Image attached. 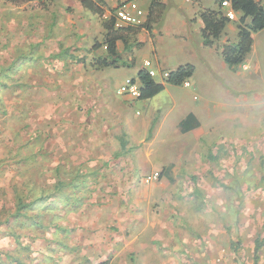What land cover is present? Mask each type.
Segmentation results:
<instances>
[{"label": "rangeland", "instance_id": "374dc122", "mask_svg": "<svg viewBox=\"0 0 264 264\" xmlns=\"http://www.w3.org/2000/svg\"><path fill=\"white\" fill-rule=\"evenodd\" d=\"M39 10L43 9L0 0V229L5 228L0 236L14 231L21 243V252L7 255V262L46 264L50 257L54 263L61 261L57 252L63 238L57 231L49 237L55 229L52 218L60 227L67 223L72 229L91 227L95 222L88 215L108 208L118 213L117 220L109 218V225L113 228L121 222L118 230L128 240L134 237L128 222L132 214H159L136 241L137 246L143 239L146 246H138L133 253L122 252L117 264H255L256 241L263 244L257 252L258 264H264V55L261 75L232 73L221 61L222 69H215L208 82H199L195 93L200 100H208L201 112L200 136L172 133L174 121L186 111L177 107L168 112L171 120L162 125L156 155L151 157V165H159L154 170L159 177L144 183L142 177L154 172L144 167L145 157L118 152L117 137L125 133L124 125L95 122L89 101L84 105L70 102L78 107L70 108L66 123H45L44 80L54 90L55 105L57 90L67 82H63L62 77H67L61 68L69 66L61 60H42L45 55L40 52L46 45L40 39L45 38L46 28L30 29L32 20L44 21L45 12L35 15ZM19 22L21 28H14ZM132 68L121 66L107 72L102 85L112 99H122L116 89L124 78L135 74ZM46 69H53V75L45 77ZM75 81L77 77H71L65 90L76 86ZM175 92L180 96L183 91L176 88ZM162 95V114H166L170 94L164 91ZM60 181L63 186L56 190L53 186ZM39 194L50 197L45 201L48 205L55 201L53 208L43 210L42 204L25 208L26 216L20 214L16 222L12 213L17 199H34ZM30 215L44 224L42 229L28 225ZM120 215L127 221L120 220ZM155 223L164 226L163 232ZM9 225L10 231L6 229ZM150 245L159 250L155 254L159 261Z\"/></svg>", "mask_w": 264, "mask_h": 264}, {"label": "crops", "instance_id": "0c3cea01", "mask_svg": "<svg viewBox=\"0 0 264 264\" xmlns=\"http://www.w3.org/2000/svg\"><path fill=\"white\" fill-rule=\"evenodd\" d=\"M103 1L107 7L103 18H106L111 15L110 10L117 7L119 0ZM135 1L144 12L142 24H140L144 25L153 0ZM159 1L165 5V11L158 21L152 22L150 29H146L144 26L137 28L127 34L126 40L116 42L119 67L132 66L135 69V74L124 78L122 83L129 78L138 82L137 73L139 70L147 68H151L157 73V76L154 77L155 79L160 77L157 80L163 79V72L174 70L186 63L194 66V72L188 79V86L184 84H166L161 92L149 99H139L119 94L117 89L122 83L116 89V94L122 95L121 100H114L107 93L102 85L108 77L107 72L111 68L119 67L97 66L94 64L98 57L106 55L104 45L106 30L102 24L103 18L84 9L79 0H51L45 8L46 10H39L35 13V15H38L45 12L44 21L42 18H39L38 21L32 20L30 26V29L34 32L43 31V27L46 28L43 35L45 38L40 39L46 45L44 52H40L45 55L42 60L54 59L67 62L69 68H61V74L67 77H62L63 82L67 80L64 84H68L71 77H77L76 86H71L70 90H65L64 84L61 90H57L60 94L56 97L58 103L55 105L54 90H49L48 79L44 80L47 89L45 96L48 100L45 103V123H58L60 121L66 123L71 117L70 108L75 109L78 107L77 105H84V101H89L87 107L94 109L91 110L94 112L93 119L95 122L109 123L114 121L116 123L121 122L124 125L125 133L117 137V140H119L118 152L129 151L128 154L130 155L145 157L144 167L147 171L159 169V165H151V157L156 155L154 150L162 125L168 118L171 120V114L168 113L170 110L173 111L174 108L179 107L186 111L181 114L178 120L174 121L172 133L183 137L188 134L200 136V133H202L203 119L201 112L206 110L208 100H200L195 91L199 87V82H208V79L214 75L215 69H222L221 61H224L221 54L222 46L227 42L237 40V25L242 16L241 12H235V18L230 19L225 24L214 44L204 46L200 33L202 27V21L199 17L200 11L207 9L224 13L226 8H222L217 0ZM130 26L136 27L139 25ZM14 28H21V23L16 24ZM261 31H264V28L253 34L251 48L242 62L232 66L227 64L232 73L236 71L251 75V72H254L261 75V59L264 55V35H261ZM95 43H98L99 46L94 49ZM139 56L142 59L140 64L137 65ZM145 61H149V67L144 65ZM247 71L250 72L247 73ZM52 72L53 69H46L45 77L53 75ZM27 83L29 84V80H27ZM30 84H33V82H30ZM20 86L22 87V85ZM169 86L173 88H169ZM176 88L180 90L182 88L183 92L180 96L175 92ZM186 88L193 89L189 91ZM49 91L52 93L49 94ZM164 91L170 94V106L166 114H162L165 107L162 95ZM75 93L77 95H74ZM80 100L82 101L79 102ZM72 101H77V105L71 104ZM136 105H139L141 109H137ZM93 146L100 147V145ZM101 148L103 147L99 149ZM180 148H182V145H177V149ZM166 167L160 171H165ZM108 215L110 216L107 217ZM155 215L132 214L128 222L134 228L132 232L134 237L129 240L120 232L122 229L118 230V225H121V222H118L113 228L109 225L111 224L109 218L117 220L118 213L108 208L95 213V215H88L89 220L93 219L95 222L91 227H85L84 225V227L72 229L70 228L71 224L67 223L68 226L60 229V231L53 229L51 233L49 232V237L53 238L55 231H57L63 238V243L59 246L61 247L60 251L57 252L62 256V260L58 261L57 259V263H54L53 257H50L47 259L49 262H46V264H100L107 260L109 264H117V257L122 252L130 251L133 253L138 246L140 249L146 246L143 239V242L137 246L136 241L140 233L144 232L147 227L152 226L154 224L153 220H157L159 214L155 213ZM121 218L127 221L124 216L120 215L119 219L121 220ZM155 225L163 232V225H160V223H155ZM167 229L165 228V231ZM0 230L3 231L5 228ZM152 239L155 238L152 237ZM24 248L25 251L28 250L27 247ZM149 249L153 252L156 261H159V256L155 255L159 250L153 245H150ZM17 252H21V250H19L18 243L11 235L0 236V264H13V262L8 263L6 257L15 256ZM54 256L56 257V254ZM37 263L38 261L34 262V264ZM39 264H43V262H39Z\"/></svg>", "mask_w": 264, "mask_h": 264}, {"label": "trees", "instance_id": "16d2710c", "mask_svg": "<svg viewBox=\"0 0 264 264\" xmlns=\"http://www.w3.org/2000/svg\"><path fill=\"white\" fill-rule=\"evenodd\" d=\"M4 2L10 3L15 6H20L23 4H28L31 7H38L41 9H45L51 0H3ZM84 9L89 10L92 13L97 14L98 16L103 18V14L105 12L106 4L103 0H79ZM231 2L232 9L236 12L239 11L242 13V16L239 19V23L237 25V40L234 42H227L222 46V58L226 64L229 66L237 65L243 61L246 54L249 52L252 44V36L254 33L262 30L264 28V0H229ZM217 2H221V0H217ZM114 9L110 10L113 12ZM165 11V5L162 4L159 0H153L149 9V13L147 16V21L144 25L139 26H115V18L113 15H110L106 18H103L102 24L105 28V36H104V45L106 46V55L104 57H98L94 64L97 66H113L119 67V55L116 51V42L118 40H126V36L129 32L134 31L137 28L145 27L146 29L151 28V24L154 21H158L159 18ZM199 17L202 21V27L200 29L201 39L204 46H212L214 42L218 39L221 34L225 24L229 21L228 18L224 17L220 11L215 10H202L199 13ZM156 19V20H155ZM99 46L98 43H95L93 48H97ZM194 72V66L192 64L186 63L178 66L176 69L168 71V76L157 80L149 75V73L145 69L139 70L137 73V79L139 82V99H149L159 92H161L166 84L170 85H181L183 82L188 80ZM11 75V74H10ZM8 75V76H10ZM10 78V77H9ZM63 186L62 181L58 182L55 186H53L56 190H59ZM42 191V190H41ZM32 194V192H31ZM24 199H17V207L15 211L12 213V218L16 221L19 215L26 216L23 212V209L29 208L34 209L42 204L43 210L52 209L54 206V202L50 201L49 205L48 198H45L42 195L35 196L34 199H30L29 196ZM44 198V199H43ZM57 200V199H55ZM79 206V202L76 203V206ZM36 206V207H35ZM51 206V207H49ZM71 208H75L73 204ZM1 214L3 211H0ZM6 218H4L5 220ZM3 220V219H2ZM20 220V219H19ZM29 220V226L36 227L42 229L44 224L41 221L33 218L32 215L26 218ZM7 221V220H5ZM0 218V224H1ZM17 222V221H16ZM21 222V221H20ZM16 224V223H15ZM25 224V223H21ZM51 227H55L56 230L63 229L64 227H60L57 220L52 218V222L50 223ZM12 226H6V229L9 231L12 230ZM46 227V226H45ZM48 228V227H47ZM46 228V229H47ZM8 235H11L13 239L20 245L19 241V233L10 231ZM233 244V243H232ZM263 244L259 241H256L254 244V262L258 264V255L257 252L261 248ZM235 246V244L233 245ZM100 264H109L108 260L104 261Z\"/></svg>", "mask_w": 264, "mask_h": 264}, {"label": "built area", "instance_id": "2783aa9c", "mask_svg": "<svg viewBox=\"0 0 264 264\" xmlns=\"http://www.w3.org/2000/svg\"><path fill=\"white\" fill-rule=\"evenodd\" d=\"M220 6L226 8L222 15L226 18L234 19L235 10L232 9L231 2L229 0H221ZM111 15L115 18V26H126V25H140L142 24V18L144 15L143 10L139 7L135 0H119L117 7L111 12ZM106 48V46H105ZM144 65L149 67V61H145ZM150 76L153 78L157 76V73L151 68L145 69ZM168 76V72L162 73V78ZM185 86L189 85V81L183 82ZM117 92L122 95H129L133 98H138L140 95L139 82L132 78L126 79L117 89ZM159 177V172L154 171L153 173L146 174L142 177L144 183H150Z\"/></svg>", "mask_w": 264, "mask_h": 264}]
</instances>
